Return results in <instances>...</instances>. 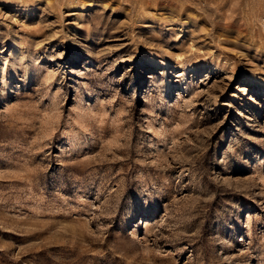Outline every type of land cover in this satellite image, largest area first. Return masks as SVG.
I'll list each match as a JSON object with an SVG mask.
<instances>
[{
	"label": "rangeland",
	"instance_id": "rangeland-1",
	"mask_svg": "<svg viewBox=\"0 0 264 264\" xmlns=\"http://www.w3.org/2000/svg\"><path fill=\"white\" fill-rule=\"evenodd\" d=\"M0 264H264V0H0Z\"/></svg>",
	"mask_w": 264,
	"mask_h": 264
}]
</instances>
